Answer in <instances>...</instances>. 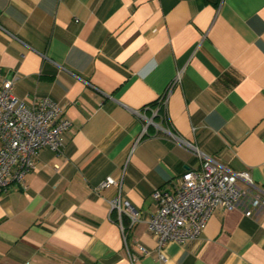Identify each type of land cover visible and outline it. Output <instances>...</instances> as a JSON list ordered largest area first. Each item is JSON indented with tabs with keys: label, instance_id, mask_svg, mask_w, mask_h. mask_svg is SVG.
Wrapping results in <instances>:
<instances>
[{
	"label": "crops",
	"instance_id": "crops-1",
	"mask_svg": "<svg viewBox=\"0 0 264 264\" xmlns=\"http://www.w3.org/2000/svg\"><path fill=\"white\" fill-rule=\"evenodd\" d=\"M0 25L1 78L71 123L62 153L41 149L25 186L0 191V264H264V214L215 209L163 259L145 221L151 192L198 166L192 147L264 193V0H0ZM118 193L139 212L128 244L151 251L133 263Z\"/></svg>",
	"mask_w": 264,
	"mask_h": 264
},
{
	"label": "built area",
	"instance_id": "built-area-1",
	"mask_svg": "<svg viewBox=\"0 0 264 264\" xmlns=\"http://www.w3.org/2000/svg\"><path fill=\"white\" fill-rule=\"evenodd\" d=\"M0 31L14 38L1 25ZM179 82L180 71L159 96L153 116L165 108L170 91ZM12 85V79L0 76V191L4 192L14 185L25 186L26 175L36 169V157L41 149L62 153L61 136L71 125L69 120L60 117V109L53 99L35 97L27 104L12 93ZM143 119L144 133L154 122L153 117L143 116ZM162 119L165 120L164 115ZM166 129L171 134L169 128ZM192 149L199 160L198 166L185 170L172 189L155 188L151 192L154 210L145 221L156 241L152 252L160 259L165 257L164 248L168 242L183 243L197 238L215 209H236L253 219L264 214V193L247 172H235L198 149ZM114 183L116 181L108 177L96 190ZM110 204L116 213L129 261L133 263L140 255H149L151 251L142 245H135L136 251H133L127 242L123 216L131 226L138 220V210L122 200L120 193Z\"/></svg>",
	"mask_w": 264,
	"mask_h": 264
},
{
	"label": "trees",
	"instance_id": "trees-1",
	"mask_svg": "<svg viewBox=\"0 0 264 264\" xmlns=\"http://www.w3.org/2000/svg\"><path fill=\"white\" fill-rule=\"evenodd\" d=\"M220 1L221 0H205V2L211 3L213 5H218L220 3ZM158 115L160 116V114H158ZM156 117H157V115L154 118H156Z\"/></svg>",
	"mask_w": 264,
	"mask_h": 264
}]
</instances>
